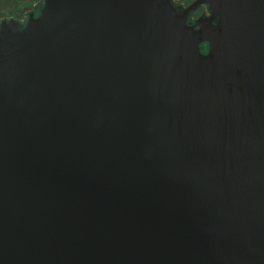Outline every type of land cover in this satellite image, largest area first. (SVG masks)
<instances>
[{"label":"water","instance_id":"95a60500","mask_svg":"<svg viewBox=\"0 0 264 264\" xmlns=\"http://www.w3.org/2000/svg\"><path fill=\"white\" fill-rule=\"evenodd\" d=\"M0 264H264V0L1 19Z\"/></svg>","mask_w":264,"mask_h":264},{"label":"flooded vegetation","instance_id":"af4514ba","mask_svg":"<svg viewBox=\"0 0 264 264\" xmlns=\"http://www.w3.org/2000/svg\"><path fill=\"white\" fill-rule=\"evenodd\" d=\"M197 0H172L175 7L183 13L191 4H193ZM30 5L29 7H23L22 10H19L18 14L15 15L17 21L20 24L24 23L27 13L33 11L36 8V4ZM212 10L210 5L207 3H202L198 5L195 9H193L188 16V23L194 26L196 29H200L201 27L208 28L209 26L218 23V18L212 21V24L208 23L209 18L212 16ZM201 50L204 53H208L209 44L207 42L201 43Z\"/></svg>","mask_w":264,"mask_h":264},{"label":"rangeland","instance_id":"374dc122","mask_svg":"<svg viewBox=\"0 0 264 264\" xmlns=\"http://www.w3.org/2000/svg\"><path fill=\"white\" fill-rule=\"evenodd\" d=\"M38 0H0V20L15 17L23 7H29ZM37 4V3H36Z\"/></svg>","mask_w":264,"mask_h":264},{"label":"trees","instance_id":"16d2710c","mask_svg":"<svg viewBox=\"0 0 264 264\" xmlns=\"http://www.w3.org/2000/svg\"><path fill=\"white\" fill-rule=\"evenodd\" d=\"M42 0H38L37 1V4H39L40 2H41ZM26 7V6H25ZM23 8H21L20 10H22ZM17 12H19V11H17Z\"/></svg>","mask_w":264,"mask_h":264}]
</instances>
